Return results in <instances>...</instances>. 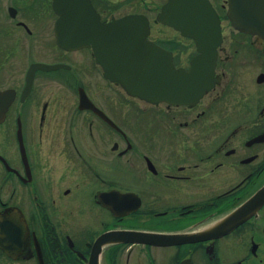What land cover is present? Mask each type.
Returning a JSON list of instances; mask_svg holds the SVG:
<instances>
[{
  "label": "flooded vegetation",
  "instance_id": "obj_1",
  "mask_svg": "<svg viewBox=\"0 0 264 264\" xmlns=\"http://www.w3.org/2000/svg\"><path fill=\"white\" fill-rule=\"evenodd\" d=\"M81 1L0 0V264H264V196L228 219L264 186V37L209 0L217 80L189 103L151 100L105 76L110 54L60 46L57 9L144 17L146 38L187 68L197 42L169 23L168 0ZM123 230L136 234L96 244Z\"/></svg>",
  "mask_w": 264,
  "mask_h": 264
},
{
  "label": "water",
  "instance_id": "obj_2",
  "mask_svg": "<svg viewBox=\"0 0 264 264\" xmlns=\"http://www.w3.org/2000/svg\"><path fill=\"white\" fill-rule=\"evenodd\" d=\"M77 1L82 3L81 0ZM78 8L84 12L90 10V7L85 5ZM71 9L72 7L57 9L60 13L55 25L57 43L62 47L91 44L97 55L110 54L111 64H103L105 75L119 80L130 92L142 95L149 91L151 100L161 99L165 93L170 101L188 103L197 99L205 88L217 80L214 67L216 47L220 42L219 18L208 0H168L164 7V11L176 19L169 23L174 26L176 24L183 33L194 37L197 42L200 53L194 57L189 69L175 68L169 53L146 39L149 26L144 17L128 15L103 23L99 22L97 16L88 14L67 18ZM228 16L234 27L264 36V0H229ZM66 20L73 21L72 24H67L73 32L65 31ZM190 78H197L196 88L191 87ZM87 102L81 97L80 106L93 107L88 99ZM263 196L264 186L228 219L243 216L242 214L251 210ZM134 234L136 232L132 230L106 232L98 237L96 244L100 245L115 238L130 239ZM137 234L141 235V240L149 242H172L184 237L179 233Z\"/></svg>",
  "mask_w": 264,
  "mask_h": 264
}]
</instances>
